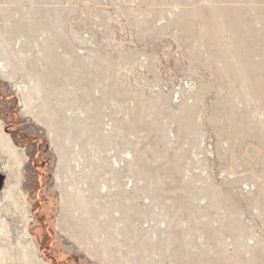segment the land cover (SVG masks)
<instances>
[{
  "label": "rangeland",
  "instance_id": "374dc122",
  "mask_svg": "<svg viewBox=\"0 0 264 264\" xmlns=\"http://www.w3.org/2000/svg\"><path fill=\"white\" fill-rule=\"evenodd\" d=\"M1 33L13 74L0 73V124L15 147L0 138L6 264L34 263L26 218L49 264H264V0H0ZM30 77L44 99L23 109ZM93 113L97 129L79 121ZM52 138L80 143L100 181L105 159L121 162L116 194L91 201L130 217L99 238L76 226Z\"/></svg>",
  "mask_w": 264,
  "mask_h": 264
},
{
  "label": "bare ground",
  "instance_id": "6f19581e",
  "mask_svg": "<svg viewBox=\"0 0 264 264\" xmlns=\"http://www.w3.org/2000/svg\"><path fill=\"white\" fill-rule=\"evenodd\" d=\"M15 12L18 14L17 11H15ZM15 23H17V21ZM3 35H4L3 33L0 34V39L3 37ZM7 54H8V52L5 50L4 46L1 44V41H0V73L5 75L7 78L11 79L12 74H13V70H11V63L7 59L8 58ZM243 77H244V79L247 78L246 75H243ZM41 84L42 83L40 81H37V80L33 79L32 77H30L28 79V82H25V84L19 85L16 88L19 92V95L22 98L21 102L23 104V109L29 108V106L31 105V102H32V96H37L38 99L39 98L42 100L44 99V97L41 96V94L43 92V86ZM47 102L50 104L49 101H47ZM45 103L41 104V110L43 112L47 111L48 105H49L48 103L47 104H45ZM80 112H78V113L80 114ZM63 119L67 122V125L70 123L68 125V127H73L74 118L72 117V115L69 117H64ZM84 119L85 120H79V121L81 123L86 122L88 125L94 126V128H96L97 125L101 124L100 120L97 118V115L95 113H93L90 117L84 118ZM50 120L52 121V119H50ZM102 127H101L102 133L98 136H100L102 139L107 141L108 142L107 144L111 145L110 135H105V134H107V132L104 134L105 130L107 129L106 128L107 125L102 124ZM82 128H83V126H82ZM68 129H70V128H68ZM109 130H111V128ZM108 132H110V131H108ZM0 138L2 140L1 142L4 143V147H6V148H2V149H5V150L7 149V151L10 150L13 152L15 147H14L12 141L10 140V138L4 133L1 124H0ZM51 140H52L54 146L56 148L58 147L57 151H59L58 152V154H59L58 168L56 171V181L58 183V187L61 188L62 186H64L62 179L69 180V182H67V184H65L66 191H64L65 189L64 190L62 189L64 192L63 191L61 192V205H62L63 210H65V214L66 215L68 214L72 217V221L77 224L76 225L77 227L79 225L81 227L80 228L81 230L91 231V233L94 234V236L97 238H99L98 234L102 233L100 230L101 227L106 226L108 224H113L115 221H121V220L125 221V219H126L125 217L128 215L125 216L124 213L126 210L130 211L129 208L126 207L127 209L125 211L121 209L124 212L123 214H122V212H120L118 210H112L113 211L112 214H108V213H110L108 211V209L107 210L103 209L104 213L99 214L98 211L95 209L96 204H94V201H91L92 195L95 198L101 197L102 191L106 192V194L103 195L106 198L112 197L113 195L116 194L115 189H113V188L114 187L117 188L119 186L118 181H117V179H118L117 178V175H118L117 167L118 168L120 167V161L117 160L116 158L113 159V161L105 159V161L109 164V169L107 168L108 171L106 172V175L109 174V177L108 178L104 177L100 181L97 179V175H96L98 172V171H96L97 168L94 170L92 169V167H91L92 162L87 159V157L85 155L87 152L83 149V147L80 145V143H75V144H73L71 142L68 143L70 146L68 147V150H67L66 148H63L62 146H59L58 143L56 144L55 141L53 140V138ZM99 152H96V154H98ZM10 153L11 152H9V154ZM10 155H12V154H10ZM16 158H18V157H16ZM22 160H24V159H22ZM22 160L19 158V160H17V161L21 162ZM93 160H95V159H93ZM121 161H123V160H121ZM96 162H98V161L96 160ZM108 164H106L104 166H107ZM63 170H65L66 173H63ZM62 174H66L65 178H61ZM16 180L17 181H16L14 186H15L17 192H21V190L19 188L20 183H19L18 179H16ZM19 180H20V178H19ZM97 187L99 188V192L95 191V189H97ZM126 187H127V185H125V187H124L125 190H126ZM104 189H105V191H104ZM131 190H132V188H131ZM127 191H129V190H127ZM125 193H128V192H125ZM110 194H111V196H110ZM65 196L66 197L68 196L67 197L68 200H65L66 199V198H64ZM106 198H105V200H106ZM128 199H129V197H128ZM68 203H72V205L70 204L71 206H69ZM67 206H69V207H67ZM128 217H130V216H128ZM100 218H103L104 221L100 222L99 221ZM63 219H64V217H63ZM122 221L120 223H122ZM29 222H30L29 218H26L24 221V226H23V231H22L23 237L25 238L24 248H28L30 250L29 255L34 259L33 264H49L48 262L44 261L42 259V257H40L38 255L39 254L38 246L34 243L32 237L28 231ZM3 227L4 226H2V224L0 222V234L4 231ZM116 227H117V225L113 226V229ZM108 228H109V226H108ZM111 229H109V230H111ZM114 230H117V229H114ZM118 230L120 231V229H118ZM122 232H123V230H122ZM6 251L8 252V250H5L3 248V246L1 245V242H0V264H6L5 263L6 262L5 259L7 258L6 257ZM24 255H26V254H24ZM89 255L94 257L93 254L89 253Z\"/></svg>",
  "mask_w": 264,
  "mask_h": 264
},
{
  "label": "built area",
  "instance_id": "2783aa9c",
  "mask_svg": "<svg viewBox=\"0 0 264 264\" xmlns=\"http://www.w3.org/2000/svg\"><path fill=\"white\" fill-rule=\"evenodd\" d=\"M52 8H55L54 6H52ZM67 35V34H66ZM66 35H64V37H66V39L67 40H69V37H67ZM83 38V39H82ZM74 40H84V41H86V40H91L92 38L91 37H87V36H79V35H75V37L73 38ZM123 168V165L121 164V162H120V167L118 168L117 167V169L120 171V169H122ZM119 182V181H118ZM127 185L128 186H130V187H132L133 185H134V183L132 182V181H130V180H128V183H127Z\"/></svg>",
  "mask_w": 264,
  "mask_h": 264
}]
</instances>
